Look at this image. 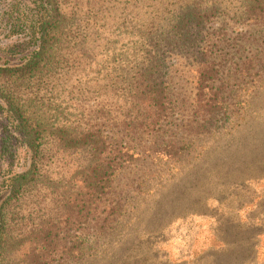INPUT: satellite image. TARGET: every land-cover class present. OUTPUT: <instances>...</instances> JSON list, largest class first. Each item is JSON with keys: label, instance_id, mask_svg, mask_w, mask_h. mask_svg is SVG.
Here are the masks:
<instances>
[{"label": "rangeland", "instance_id": "374dc122", "mask_svg": "<svg viewBox=\"0 0 264 264\" xmlns=\"http://www.w3.org/2000/svg\"><path fill=\"white\" fill-rule=\"evenodd\" d=\"M136 1L60 0L79 24L68 34H95L97 46L84 54L80 75L35 87L46 115L72 124L91 117L129 149L112 178L106 206L100 207L104 212L84 224L87 255L64 264H264V72L256 63L264 27L214 23L223 35L215 40L212 56L219 80L227 85L229 110L215 126L204 129L192 115L194 59L170 52L165 71L173 111L156 130L132 134L123 121L130 114L123 78L133 62L122 38L135 32L130 22L137 24L143 10L157 5V0ZM32 2L0 0V65L20 63L33 48ZM248 59L253 61L246 73ZM87 72L94 78L92 88L83 86ZM82 161L75 153L55 154L41 170L66 181L75 162ZM28 164L22 137L0 99V179ZM177 237L181 243L173 242Z\"/></svg>", "mask_w": 264, "mask_h": 264}, {"label": "trees", "instance_id": "16d2710c", "mask_svg": "<svg viewBox=\"0 0 264 264\" xmlns=\"http://www.w3.org/2000/svg\"><path fill=\"white\" fill-rule=\"evenodd\" d=\"M32 5L33 48L20 63L0 65V99L29 154L25 169L8 171L0 179V264H64L87 255L84 224L104 212L100 207L106 206L112 178L129 152L119 137L107 136L91 117L72 124L40 110L35 87L58 76L80 75L81 60L97 46L99 37L68 34L79 24L62 10L60 0H33ZM142 12L137 24L129 23L135 32L122 38L133 62L123 78L128 80L124 98L130 111L123 121L135 134L146 127L154 131L170 117L173 100L165 58L176 52L195 61L192 115L204 129L215 126L229 111L227 85L219 80L212 56L215 40L223 35L218 27L227 28L230 21L264 27V0H157L156 6ZM13 13L11 9L9 18ZM217 20L221 24L214 27ZM257 55L256 63L264 72V46ZM252 61L243 63V71L249 73ZM85 76L83 86L92 88L94 78L89 72ZM71 153L83 161L75 162L66 181L41 170L46 158Z\"/></svg>", "mask_w": 264, "mask_h": 264}, {"label": "clouds", "instance_id": "9594fccd", "mask_svg": "<svg viewBox=\"0 0 264 264\" xmlns=\"http://www.w3.org/2000/svg\"><path fill=\"white\" fill-rule=\"evenodd\" d=\"M173 242H174V243H181L179 237H177Z\"/></svg>", "mask_w": 264, "mask_h": 264}]
</instances>
